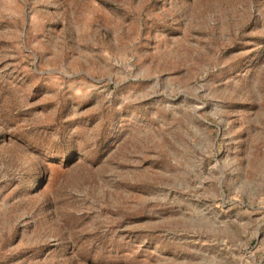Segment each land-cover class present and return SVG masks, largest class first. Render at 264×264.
<instances>
[{"label":"rangeland","instance_id":"rangeland-1","mask_svg":"<svg viewBox=\"0 0 264 264\" xmlns=\"http://www.w3.org/2000/svg\"><path fill=\"white\" fill-rule=\"evenodd\" d=\"M0 264H264V0H0Z\"/></svg>","mask_w":264,"mask_h":264}]
</instances>
